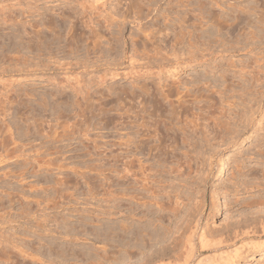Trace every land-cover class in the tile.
Listing matches in <instances>:
<instances>
[{"label": "rangeland", "instance_id": "1", "mask_svg": "<svg viewBox=\"0 0 264 264\" xmlns=\"http://www.w3.org/2000/svg\"><path fill=\"white\" fill-rule=\"evenodd\" d=\"M147 1L106 0L97 17L83 13L85 0H0V48L4 56L12 52L5 60L0 55L4 78L13 81L6 89L36 94L24 109H7L1 127L18 124L22 134L35 120L39 126V134L20 138L11 130L21 155L0 158V264H139L151 252L174 248L189 225L211 236L260 232L264 31L244 25L259 13L231 23L228 2L220 1L211 13L230 27L205 22L198 39L176 44L170 0ZM191 8L180 17L191 16ZM71 13L86 35L98 32L102 54L84 39L72 44L88 49V57L69 54L71 38L56 48V22ZM37 29L44 44L36 41ZM56 135L61 140L53 143ZM151 222L155 246L126 262L108 232L120 223L142 229ZM243 240L230 250L262 245L226 264H264V237ZM197 249L191 264L214 253ZM169 258L162 261L177 263Z\"/></svg>", "mask_w": 264, "mask_h": 264}, {"label": "bare ground", "instance_id": "2", "mask_svg": "<svg viewBox=\"0 0 264 264\" xmlns=\"http://www.w3.org/2000/svg\"><path fill=\"white\" fill-rule=\"evenodd\" d=\"M220 1L224 2L225 0H214V2L211 1V0H208V2L206 4H204V2L200 1V0H177L173 4V0H170V4H169L167 9H168V11H170L171 14L176 16V18H177L176 26L179 29L178 32L174 33V42L176 44L182 43L183 40H186L185 38H187V39L190 38V40H193L194 37H195L194 35H197V39H198L200 37V34H197V30L198 29L203 30L202 28L204 27L205 24H207L205 22H211V25L215 26L216 28L226 27L227 23H226L225 18L223 19V17L221 15H217L216 17H214L212 15V13H211V10H214L215 6L216 7L219 6L218 2H220ZM243 1H247V0H227L228 4L226 5V8H227L228 12L230 13L229 16H231V19H230L231 23L238 22L240 17H241L240 15L250 16L251 14L259 13V17L256 20H252L250 22V20L248 18V21H245L244 25H247V27L252 28V29L253 28H257L260 31H264V0H261L260 4L257 3L258 0H248V1H251V2L252 1L256 2L257 5H255L254 7H250V6L240 7L239 4H240V2H243ZM105 2H106V0H85V2L81 3L80 5L83 8V13H85L86 11H88L89 13H97V17H100L101 13H99V9L102 6H104ZM147 2L148 3H158L159 1H157V0H148ZM188 6H192V8L190 10V11H192V15L190 16L189 14L185 13V14H183L182 17H180L179 12L180 11L181 12L184 11L183 8L187 9ZM148 9H149V7H148ZM84 10H85V12H84ZM74 13H71L70 16H67V17L65 16L63 18L64 21L62 23H57L56 22V46H57L56 48L67 46L69 44L68 43V39L71 38L72 40L70 41V44H71L70 47L71 46L72 47L71 48L69 47L70 48L69 49V52H70L69 54H73L72 56H74L75 54L76 55L77 54L81 55V52L85 51L84 55L88 57V55H87V54H89L88 49L84 48L82 50L80 48V50H79L78 45L75 47V44H74V46L72 44L73 42L77 43L78 41L80 42L81 39H84V40H86V42L89 40L90 42H92L94 44L93 47H92L93 53L98 50L99 53L102 54L104 51L102 52V48L100 46V41H99L101 39V36L98 34V32L96 30L93 31L94 29L91 30V32L89 31L90 33L88 35H86V33H87V32H85L86 25L84 24L85 26H83L81 24L80 26H77L78 22L75 21L76 17H74V16L76 14L74 15ZM83 13H82V16L85 15L87 12L85 14H83ZM150 13H151V11H148L147 14H146V17L149 16ZM137 14L138 13H136V15ZM190 18L193 19V21L191 20V23H190ZM112 19H113L112 22H114V20L116 21V19H114L113 17H112ZM73 20H74V22H73ZM109 20H110V24H112L110 18H109ZM105 21H108V19L105 20ZM118 21H119V19H118ZM122 21H121V24H119L118 22H117L118 25L116 24L117 28L119 29V32L121 30L120 25H122ZM231 23L228 24L229 27H230ZM33 28L36 29L37 27L34 26ZM62 32H65V38L61 37L60 33H62ZM173 32H174V30H173ZM40 33H41V31H39V30L36 31V35H35L36 38H37L36 41L39 44H44L43 42H45L46 40L42 39V36L40 35ZM140 33L141 34L142 33L145 34V38L146 37L148 38V36L151 38L152 35H153L152 31H148V33H147V31H142ZM253 37H255V36L253 35ZM153 38H154V36H153ZM188 44L190 46H192L193 43L189 42ZM8 47H9V45H8ZM44 47H46V46H44ZM0 49H1L0 55H2L3 60H5L6 59L5 56H7V54H9V53L5 52L6 55L4 56L2 54L3 53L2 51L4 50V48H0ZM11 49H14V48L11 47ZM36 50L38 52L42 51L40 47H38ZM27 51L29 53V50H27ZM79 51H81V52L79 53ZM9 52H10V54L12 53L11 51H9ZM30 52H33V51H30ZM39 54L40 53L37 54L38 58H39ZM11 59H14V58L11 57ZM11 59L8 60V57H7L8 62ZM25 61L26 60H24L23 62L25 63ZM11 62H13V61H11ZM18 62H17V64H18ZM21 62H22V60H21ZM3 63H4V61H3ZM69 70L70 69H67V71H69ZM6 72L7 71L5 70V68H3V69L0 68V116L6 114V111H8L7 109H10V107H12L13 104H15V106H17V108H18V106H20V108L24 109L25 108L24 106H26L25 100H28L29 98L32 99V98H34L36 96V94L35 95L31 94V92H30V94L27 92L28 94L24 93L23 95L22 94L20 95V94H15V91H14L13 94H12V92H10L8 89H6L8 83H10V82L13 83V81H7V80H9L8 78L7 79L4 78ZM22 91H24V90H22ZM11 94H12V96H14V94H15V97L12 100H10L11 99L10 98ZM42 102L45 103V101H42ZM42 102H40V103H42ZM40 103H38V105H40ZM42 105H43V103L41 104V106ZM45 106L47 107V104H45ZM45 106L43 108H45ZM33 122L34 123L32 124V126L29 125L27 128H25V132L22 133L23 135L29 136V135H32V134H39V126H36V125H38V124L35 123L36 120L33 121ZM11 123H14V122H11ZM2 124H3V122L1 123V118H0V136H2V139L0 137V139H1V141H0V158H2V160H4L5 157L8 158V156L9 157L12 156V157H15L17 159L21 155L20 151L22 150L23 146L22 145L20 146L19 144L17 145L18 142L14 141V137H13L14 132H12L11 130L14 129V131L16 133V138H18L20 135H22L19 132V126L16 123L17 125L14 124V126H12L13 128L11 130L8 129L7 126H6V128L4 127L5 130H6L5 131V130H3L4 128L1 127ZM73 130H71V131L74 132ZM64 132H62V133H64ZM65 134L67 136V134H68L67 131H66ZM65 134H62V135H65ZM68 135H70V134H68ZM56 136L51 138L53 143L60 142V140H61V139L59 140V136H57V137ZM7 138H10V140L9 139L8 140L11 142L10 143L11 145H8V143H6V142H8ZM148 149H150V147ZM18 152H20V153H18ZM27 164H28L27 160H23V163L21 161L20 166H25L26 167ZM35 165L37 166V163L36 162H32L30 167L33 169V167ZM16 168H18V167H16ZM21 171L22 172H24V171L28 172L27 169H24V170L22 169ZM21 171H19V172H21ZM15 173L16 172H14V174ZM9 174H11V173H9ZM5 176L8 177V173L5 174ZM262 178H264V177H262ZM139 221H140V219H139ZM194 224H195V222H194ZM153 225H155V224H152V222H151V223L147 224L146 227L143 226L144 228L141 229L139 227H134L131 223H120L118 229L117 230L113 229L114 227L111 228L110 232H108V233H111V232L112 233L108 234V235H110L111 238H113V239H115L117 237L115 243H117V245L121 248V250L124 251L123 252L124 260L126 262H128L131 259L132 256L137 255L138 253L140 254L142 252L150 251L151 248L153 246H155L154 245V241L156 239L154 237L155 236L154 235L155 231H154V228L152 229V227H151ZM257 228H259V226L256 227L254 230H256ZM199 229L200 228L197 225H194V226L189 225L188 227H185L184 230L182 229V232L179 235V238H178V241H177L176 245H174V248H171L172 250L169 249V248H160L159 252H157V253H154V252L150 251L151 253L149 255H146L145 258L139 264H191L194 261V259L196 258V255L198 253V249H197L198 247H199L200 253L201 252H203V253H208V252L212 253V252H214V253L210 255L211 257L210 256H207V258L205 257L206 259L205 258H203L201 260L198 259L199 261H197L194 264H226L228 262L232 263L235 259L238 258V256H240V254L242 253L243 250H247L248 249L247 247H251V246H258V247L260 246L261 247L262 243H259V242L249 243V244H246V243L243 244L242 243V245H239L235 249L230 250V248L233 245L237 244V242H240L243 239H252V238L261 239V238L264 237V222L261 225V227L259 228L260 232H258V234L254 233L256 231H253V232L251 231V233H250V232H247L248 230H246L245 232L241 231L242 233L239 232L241 234L240 235L239 233L237 234L238 231L236 230L237 232L235 231V233L232 234L234 237L231 236V235H230V237L229 236L223 237L224 235H221V234L220 235L218 234L217 236L216 235L211 236L210 233L204 232V230L200 232ZM116 231H119V233H117ZM156 236H158V234H156ZM231 237H233L232 240H231ZM176 250H178V252H176ZM156 251H158V250H156ZM174 252H176V253H174ZM3 253H5V252H3ZM58 256H61V254L58 255ZM58 256H57V258H58ZM62 256H63V254H62ZM63 257H65V256H63ZM165 257L166 258L170 257L169 260L174 258L175 260H177V263H173V262L172 263H164L163 261H164ZM62 260H66V257L63 258ZM165 260H167V259H165ZM37 261L34 260L32 263L33 264H38Z\"/></svg>", "mask_w": 264, "mask_h": 264}]
</instances>
